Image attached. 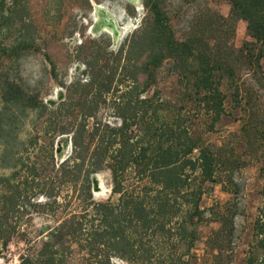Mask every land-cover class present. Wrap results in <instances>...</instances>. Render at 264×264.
<instances>
[{
    "label": "rangeland",
    "instance_id": "374dc122",
    "mask_svg": "<svg viewBox=\"0 0 264 264\" xmlns=\"http://www.w3.org/2000/svg\"><path fill=\"white\" fill-rule=\"evenodd\" d=\"M155 1L176 41L195 33L210 42L214 38L227 42V31L214 23L215 15L231 22L230 6L225 0H0V106L11 94L22 98L20 102L25 105L23 113L12 105L3 116L5 121L7 115L13 121L7 128L9 137L0 136V226L4 232L0 264H19L30 246L36 247L42 241L40 237L33 241L37 230L53 226L59 217L34 214L30 206L33 199L22 194L16 206L9 209L2 198L3 179L17 172L22 180L26 163L49 162L51 153L56 161L67 158L72 153L67 132L77 128L88 113L92 117L84 119L87 130L101 128L103 123L119 125L114 104L134 93L130 65L118 49L127 48L146 13V4ZM233 27L231 42L239 50L237 69L231 78L223 76L221 80L229 115L215 124L214 131H207L210 115L201 109L190 83L177 76L170 58L151 69L148 86L141 93L142 98L160 99L179 111L194 134L201 135L203 145L219 147L228 161L220 170L228 169V174L221 173L220 182L201 184L205 192L199 206L203 211L190 250L191 264H244L262 204L259 167L264 161V139L252 147L248 128V122H261L264 117V89L256 80L261 74L248 58L259 45L248 36L244 21L235 19ZM260 63L264 67V58ZM139 79L145 76L139 75ZM233 88L238 89L235 97L231 96ZM60 127L66 129L65 133H57ZM136 128L135 124L131 126V130ZM45 129L46 136L42 134ZM5 143L9 150L3 160ZM196 154L194 151L191 156ZM126 179V185H132L128 176ZM112 188L108 168L90 175V193L95 202H115L118 195ZM61 192L76 194L71 185ZM60 202L64 205V200ZM77 209V200H72L67 211ZM221 223L231 232L224 239L219 236L223 250L219 258H214L216 251L210 244ZM22 230L30 243L20 237ZM84 257L88 256L75 253L72 263L80 264ZM110 264L122 263L111 257Z\"/></svg>",
    "mask_w": 264,
    "mask_h": 264
},
{
    "label": "trees",
    "instance_id": "16d2710c",
    "mask_svg": "<svg viewBox=\"0 0 264 264\" xmlns=\"http://www.w3.org/2000/svg\"><path fill=\"white\" fill-rule=\"evenodd\" d=\"M225 1L230 6L231 22L213 14L218 28L227 31L228 40L223 43L217 38L210 42L195 33L176 41L159 4H146V13L127 48L118 49L130 65L134 93L114 104L119 125L103 123L101 128L87 130L84 119L92 117L88 113L77 128L67 132L72 145L67 158L56 161L51 153L49 162L26 163L22 180L17 172L3 179L2 198L9 209L16 206L22 194L33 199L30 206L34 214H59L53 226L37 230L33 241L38 237L42 241L36 247L30 246L19 264H78L72 263L75 253L88 256L80 264H110L111 257L122 264H191L190 250L203 211L199 206L205 192L201 184L220 182L221 173L228 174V169L220 172L228 161L219 147L203 145L201 135L194 134L179 111L160 99L142 98L141 93L148 86L151 69L170 58L177 76L190 83L201 109L210 115L207 131H214L215 124L229 115L221 80L223 76L231 78L237 69L239 50L231 42L235 19L245 22L248 36L259 45L248 58L259 69L261 75L256 80L264 89V67L260 63L264 58V0ZM139 75L145 79L141 81ZM237 92L233 88L231 96H237ZM10 96L0 106V136L9 137L7 128L13 120L7 115L5 121L3 116L10 106L17 107L20 113L25 110L22 98ZM37 106L43 104L37 102ZM256 120L248 122L252 147L264 139V117L261 122ZM134 124L137 128L131 130ZM42 131L48 135L47 129ZM65 131L60 127L57 133ZM8 148L5 143L3 160ZM194 151L197 154L192 157ZM103 168L112 174V192L118 195L115 202H95L91 197L90 175ZM259 175L262 204L253 223L244 264H264V161ZM127 176L132 180L130 186L126 185ZM70 185L75 196L61 192ZM72 200H77L78 209L68 212ZM2 231L0 226V240L4 239ZM230 232L223 223L213 232L210 247L215 248L214 258H219L223 250L219 236L224 239ZM20 235L30 243L24 230ZM178 248H182L180 253L176 252Z\"/></svg>",
    "mask_w": 264,
    "mask_h": 264
}]
</instances>
